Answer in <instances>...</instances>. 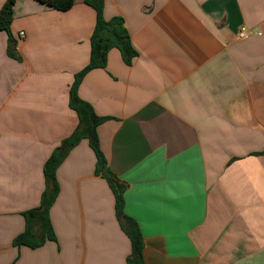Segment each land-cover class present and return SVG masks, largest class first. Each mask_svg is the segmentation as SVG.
Masks as SVG:
<instances>
[{
  "label": "crops",
  "instance_id": "0c3cea01",
  "mask_svg": "<svg viewBox=\"0 0 264 264\" xmlns=\"http://www.w3.org/2000/svg\"><path fill=\"white\" fill-rule=\"evenodd\" d=\"M105 17L124 19L138 56L129 66L112 49L79 95L108 118L101 146L127 186L145 264H264V0H106ZM95 23L84 0L68 12L18 0L22 62L0 31V264H127L131 254L87 140L57 173V241L13 245L23 213L40 205L46 161L79 125L70 89Z\"/></svg>",
  "mask_w": 264,
  "mask_h": 264
},
{
  "label": "trees",
  "instance_id": "16d2710c",
  "mask_svg": "<svg viewBox=\"0 0 264 264\" xmlns=\"http://www.w3.org/2000/svg\"><path fill=\"white\" fill-rule=\"evenodd\" d=\"M17 1L7 0L1 8L0 31L6 32L9 36L8 55L14 60L22 62L23 58L17 52V42L11 31L14 7ZM36 1L60 12L70 11L76 2V0ZM84 2L95 11L96 23L91 36L90 62L75 75L70 89L69 106L77 114L79 125L70 137L61 142L46 161L44 165L46 189L42 194L40 205L23 213L26 227L24 232L14 239L13 245L17 248L28 247L35 250L42 248L49 241H57L50 216L51 209L61 191L57 173L71 151L82 140H87L96 156V175L101 176L108 182L115 197L117 219L131 242V254L127 259V264H145L144 242L140 227L134 219L125 215L124 212V194L127 186L115 178L101 146L98 127L105 123L108 118L98 116L93 106L84 101L79 95V88L85 76L93 70L107 67L108 55L112 49H118L124 62L129 66L132 65L138 53L133 47L124 19L122 17H114L111 20L106 19V0H84Z\"/></svg>",
  "mask_w": 264,
  "mask_h": 264
},
{
  "label": "built area",
  "instance_id": "2783aa9c",
  "mask_svg": "<svg viewBox=\"0 0 264 264\" xmlns=\"http://www.w3.org/2000/svg\"><path fill=\"white\" fill-rule=\"evenodd\" d=\"M20 36H21V37H24L25 34H24V33H21ZM247 36H248V33H247L246 30H242V31L240 32V34H239V37H240L241 39H245Z\"/></svg>",
  "mask_w": 264,
  "mask_h": 264
},
{
  "label": "water",
  "instance_id": "95a60500",
  "mask_svg": "<svg viewBox=\"0 0 264 264\" xmlns=\"http://www.w3.org/2000/svg\"><path fill=\"white\" fill-rule=\"evenodd\" d=\"M116 178V177H115Z\"/></svg>",
  "mask_w": 264,
  "mask_h": 264
}]
</instances>
